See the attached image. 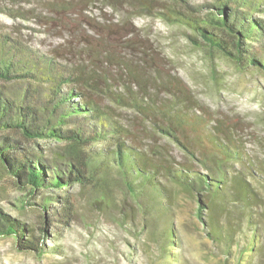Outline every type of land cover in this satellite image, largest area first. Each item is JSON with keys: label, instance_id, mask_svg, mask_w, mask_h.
<instances>
[{"label": "trees", "instance_id": "obj_1", "mask_svg": "<svg viewBox=\"0 0 264 264\" xmlns=\"http://www.w3.org/2000/svg\"><path fill=\"white\" fill-rule=\"evenodd\" d=\"M134 1L190 29L193 46L264 73V0H167L162 11ZM73 5L45 2L56 16ZM105 21L100 38L58 46L66 54L40 55L0 36V173L27 191L19 208L35 216L31 225L0 206V237L37 257L63 254L56 241L78 215V191L93 195L94 212L155 243L168 264H183L172 251L181 246L179 209L220 251L215 264H264V160L164 69L151 38Z\"/></svg>", "mask_w": 264, "mask_h": 264}, {"label": "rangeland", "instance_id": "obj_2", "mask_svg": "<svg viewBox=\"0 0 264 264\" xmlns=\"http://www.w3.org/2000/svg\"><path fill=\"white\" fill-rule=\"evenodd\" d=\"M49 1L53 0H0V36L40 55H48L55 49L66 54L69 47L58 46L73 38H100L97 34L104 29L105 19L106 24L119 23L124 33L132 30L138 37L151 38L164 69L185 81L214 114L230 120L247 152L264 160L263 72L239 69L206 48L193 46L187 36L192 35L190 29L148 15L134 0H64L74 5L58 16L46 9L45 2ZM186 1L194 6L208 2ZM151 2L157 11H162L158 4L167 0ZM255 16L260 15L255 13ZM46 20L50 21L49 25L42 23ZM68 59L66 56L56 61L64 63ZM89 194L76 191L78 215L56 241L63 254L37 257L17 250L14 238L0 237V264H168L155 243H145L129 234L114 221L113 213L94 212L89 205L93 195ZM27 197V191L19 189L11 176L0 173V206L34 225V214L19 208L20 201ZM179 201L182 206L185 204L182 196ZM176 222L181 246L172 251L180 253L183 264H215V260L222 258L190 210L179 209ZM48 244L52 245L50 241Z\"/></svg>", "mask_w": 264, "mask_h": 264}, {"label": "water", "instance_id": "obj_3", "mask_svg": "<svg viewBox=\"0 0 264 264\" xmlns=\"http://www.w3.org/2000/svg\"><path fill=\"white\" fill-rule=\"evenodd\" d=\"M261 72V71H260Z\"/></svg>", "mask_w": 264, "mask_h": 264}]
</instances>
